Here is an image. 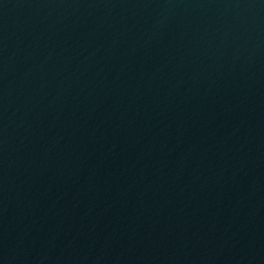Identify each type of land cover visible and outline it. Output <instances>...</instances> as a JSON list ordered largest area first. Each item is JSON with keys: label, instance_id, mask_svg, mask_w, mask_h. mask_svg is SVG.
Wrapping results in <instances>:
<instances>
[{"label": "water", "instance_id": "95a60500", "mask_svg": "<svg viewBox=\"0 0 264 264\" xmlns=\"http://www.w3.org/2000/svg\"><path fill=\"white\" fill-rule=\"evenodd\" d=\"M0 264H264V0H0Z\"/></svg>", "mask_w": 264, "mask_h": 264}]
</instances>
